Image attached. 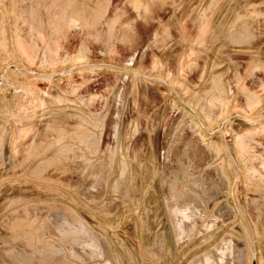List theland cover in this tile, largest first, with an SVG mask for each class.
Returning a JSON list of instances; mask_svg holds the SVG:
<instances>
[{"label":"rangeland","instance_id":"1","mask_svg":"<svg viewBox=\"0 0 264 264\" xmlns=\"http://www.w3.org/2000/svg\"><path fill=\"white\" fill-rule=\"evenodd\" d=\"M0 264H264V0H0Z\"/></svg>","mask_w":264,"mask_h":264}]
</instances>
